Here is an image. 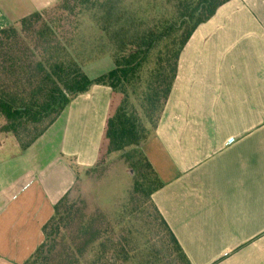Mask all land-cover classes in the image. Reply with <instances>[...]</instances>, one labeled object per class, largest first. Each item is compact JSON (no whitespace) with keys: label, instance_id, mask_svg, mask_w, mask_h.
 <instances>
[{"label":"crops","instance_id":"1","mask_svg":"<svg viewBox=\"0 0 264 264\" xmlns=\"http://www.w3.org/2000/svg\"><path fill=\"white\" fill-rule=\"evenodd\" d=\"M61 1L0 0V31ZM83 69L94 79L114 62ZM156 83L138 147L163 182L157 208L192 264H264V0H232L185 29ZM116 94L78 95L27 149L0 133V264L43 243L55 205L100 157Z\"/></svg>","mask_w":264,"mask_h":264},{"label":"trees","instance_id":"2","mask_svg":"<svg viewBox=\"0 0 264 264\" xmlns=\"http://www.w3.org/2000/svg\"><path fill=\"white\" fill-rule=\"evenodd\" d=\"M127 1L62 0L49 10L35 12L19 22L25 30L40 25L31 31L30 44L22 42L23 48L20 42L7 43L18 36L14 26L0 31V117L4 120L0 133L13 134L22 149H27L75 97L96 85L114 87L118 79L138 104L149 102L158 71L169 62L181 33L207 22L232 0H148L145 4L140 0L137 8L128 6ZM50 11L58 19H46ZM84 14L91 17L98 30L87 57L85 49L74 52L75 40L64 25L71 24V17ZM106 55L112 58L114 69L89 78L83 66ZM22 132L31 136L25 139ZM125 159L133 172V195L142 196L157 213L162 250L173 257L167 264H192L154 202L153 195L163 182L148 157L142 149L135 148ZM72 191L55 205L53 216L43 227V243L24 264L128 262V241L116 237L104 215L86 216L78 211L69 201ZM77 213H81L80 217Z\"/></svg>","mask_w":264,"mask_h":264},{"label":"rangeland","instance_id":"3","mask_svg":"<svg viewBox=\"0 0 264 264\" xmlns=\"http://www.w3.org/2000/svg\"><path fill=\"white\" fill-rule=\"evenodd\" d=\"M139 1L128 0L127 5L137 8ZM143 3H148V0H142ZM143 6L146 8L145 5ZM56 16L50 11L45 18L51 20ZM70 21L71 24L64 23V25L71 38L75 40L74 52L85 49L87 57L90 54L91 44L98 38V30L91 17L86 14L81 17H71ZM14 27L18 31V36L8 39L7 43L20 42L19 47H21L22 42L30 44L31 31L37 30L40 25L26 30L21 28L20 24ZM100 63L103 65V62ZM115 87L117 94L112 114L107 122L100 157L93 166L80 173L69 201L78 211L81 210L83 215L91 216L96 213L104 215L116 237L128 241L126 249L131 252L125 264H144L147 261L167 264L173 261V257L167 250H162L161 235L163 234L158 232L160 222L157 220V213L142 196L133 195V172H130L125 159L133 149L140 148L138 146L145 135L143 133L145 118L142 111L148 110L152 103H157L159 88H154L152 98L141 106L121 79L117 80ZM22 136L27 139L31 135L27 136L22 132ZM81 213H77L76 216L80 217ZM157 251L162 252L163 256Z\"/></svg>","mask_w":264,"mask_h":264}]
</instances>
